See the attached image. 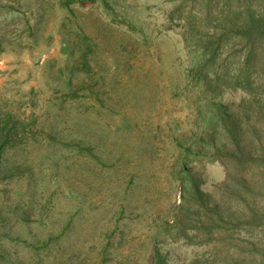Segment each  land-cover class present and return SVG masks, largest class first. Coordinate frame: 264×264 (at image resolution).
Instances as JSON below:
<instances>
[{
    "label": "rangeland",
    "instance_id": "374dc122",
    "mask_svg": "<svg viewBox=\"0 0 264 264\" xmlns=\"http://www.w3.org/2000/svg\"><path fill=\"white\" fill-rule=\"evenodd\" d=\"M0 1L15 8L0 16V30L12 31L0 54V113L32 128L6 153L15 176L0 181V235L52 238L43 264H151L159 246L172 264L217 256L172 228L181 203L177 164L202 132L178 39L142 42L92 1L73 13L56 0ZM179 1L110 5L157 36L155 25ZM26 19L35 35L19 24ZM190 166L208 191L225 180L220 163ZM3 244L0 264H35L20 242Z\"/></svg>",
    "mask_w": 264,
    "mask_h": 264
},
{
    "label": "trees",
    "instance_id": "16d2710c",
    "mask_svg": "<svg viewBox=\"0 0 264 264\" xmlns=\"http://www.w3.org/2000/svg\"><path fill=\"white\" fill-rule=\"evenodd\" d=\"M56 1L72 13L74 5L92 1L103 8L108 22L131 27L127 30L142 42L177 38L182 44L186 86L197 95L202 132L177 164L181 203L175 209L174 235L188 245L217 249V256L198 257L190 264H264V0H180L155 25L157 36L125 11H116L110 0ZM14 10L0 1V16ZM19 24L35 35L29 19ZM2 31L0 54L12 40V31ZM30 133L26 119L0 113V181L15 176L6 153L24 144ZM193 162L222 164L225 180L206 190V180L190 166ZM5 239L20 242L33 252L35 264H43L42 250L49 249L52 238L36 244L4 233L3 258L8 256L3 253ZM151 264H172L169 252L157 247Z\"/></svg>",
    "mask_w": 264,
    "mask_h": 264
},
{
    "label": "clouds",
    "instance_id": "9594fccd",
    "mask_svg": "<svg viewBox=\"0 0 264 264\" xmlns=\"http://www.w3.org/2000/svg\"><path fill=\"white\" fill-rule=\"evenodd\" d=\"M181 199V198H180Z\"/></svg>",
    "mask_w": 264,
    "mask_h": 264
}]
</instances>
